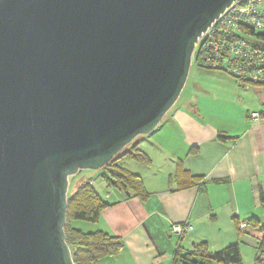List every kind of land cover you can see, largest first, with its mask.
Returning <instances> with one entry per match:
<instances>
[{
    "label": "water",
    "instance_id": "obj_1",
    "mask_svg": "<svg viewBox=\"0 0 264 264\" xmlns=\"http://www.w3.org/2000/svg\"><path fill=\"white\" fill-rule=\"evenodd\" d=\"M234 1L0 0V264H74L69 178L155 131Z\"/></svg>",
    "mask_w": 264,
    "mask_h": 264
},
{
    "label": "crops",
    "instance_id": "obj_2",
    "mask_svg": "<svg viewBox=\"0 0 264 264\" xmlns=\"http://www.w3.org/2000/svg\"><path fill=\"white\" fill-rule=\"evenodd\" d=\"M201 71L184 102L180 97L155 131L139 138L151 165L123 162L141 176L148 199L111 189L104 199L111 205L97 223H72L85 233L124 240L119 256L99 264H175L180 238L172 227L188 225L183 249L206 243L217 252L240 242L242 258L255 260L262 234L247 224L256 218L264 225V85H239L223 73ZM180 169L203 181L180 188Z\"/></svg>",
    "mask_w": 264,
    "mask_h": 264
},
{
    "label": "trees",
    "instance_id": "obj_3",
    "mask_svg": "<svg viewBox=\"0 0 264 264\" xmlns=\"http://www.w3.org/2000/svg\"><path fill=\"white\" fill-rule=\"evenodd\" d=\"M220 139L227 141L224 136ZM193 153L196 154L197 151ZM126 160L134 161L144 167H149L152 163L150 157L139 148L138 138L101 169L102 178L107 188L126 197L134 196L146 201L149 194L143 179L123 166ZM176 179L180 188L192 187L203 181L202 178L189 176L181 169ZM91 181L94 183L92 184ZM94 185L95 181L90 179L80 183L73 192L68 193L67 221L64 231L74 264H99L103 259L119 256L125 248L124 240L119 237L104 232L85 233L72 227L73 222L97 223L102 211L111 205L104 201ZM261 199L264 205V197L262 196ZM236 224L239 226L237 220ZM247 226L262 234L255 247L257 255L254 264H264V225L259 219L252 218ZM184 235L179 236V243ZM179 243L174 253L175 264H243L240 242L217 252L209 251L206 243L196 245L191 250L183 249Z\"/></svg>",
    "mask_w": 264,
    "mask_h": 264
},
{
    "label": "built area",
    "instance_id": "obj_4",
    "mask_svg": "<svg viewBox=\"0 0 264 264\" xmlns=\"http://www.w3.org/2000/svg\"><path fill=\"white\" fill-rule=\"evenodd\" d=\"M264 0H235L195 44L192 64L220 72L239 85H264ZM252 118L259 119L257 114ZM93 184L94 182L91 181ZM246 227L241 224L240 229ZM191 226H173L172 234H186Z\"/></svg>",
    "mask_w": 264,
    "mask_h": 264
},
{
    "label": "rangeland",
    "instance_id": "obj_5",
    "mask_svg": "<svg viewBox=\"0 0 264 264\" xmlns=\"http://www.w3.org/2000/svg\"><path fill=\"white\" fill-rule=\"evenodd\" d=\"M201 72L202 71L195 64H192L186 85L184 87V89L186 88V90L183 89L181 96H180L181 97L180 102H184L183 99L189 95L190 89L193 88L194 83L196 79L201 75ZM102 173H103V170H100V169L99 170H90V169L79 170L74 176H71L69 178L68 193L73 192L80 183L93 179L96 182V185H95L96 189L99 191L102 198L106 200L107 199L106 195L108 193H111L112 190L105 187V182L102 178ZM243 264H254V260L251 256L244 254Z\"/></svg>",
    "mask_w": 264,
    "mask_h": 264
}]
</instances>
